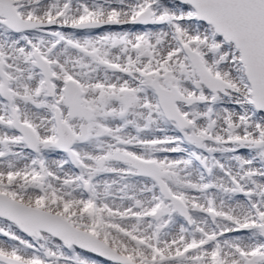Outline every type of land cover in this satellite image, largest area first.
Returning a JSON list of instances; mask_svg holds the SVG:
<instances>
[{"label":"snow or ice","instance_id":"6c2138e0","mask_svg":"<svg viewBox=\"0 0 264 264\" xmlns=\"http://www.w3.org/2000/svg\"><path fill=\"white\" fill-rule=\"evenodd\" d=\"M0 264H264V0H0Z\"/></svg>","mask_w":264,"mask_h":264}]
</instances>
